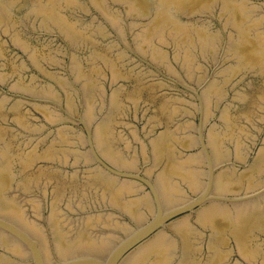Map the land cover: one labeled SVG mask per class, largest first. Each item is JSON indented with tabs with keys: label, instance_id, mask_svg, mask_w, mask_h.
I'll use <instances>...</instances> for the list:
<instances>
[{
	"label": "water",
	"instance_id": "95a60500",
	"mask_svg": "<svg viewBox=\"0 0 264 264\" xmlns=\"http://www.w3.org/2000/svg\"><path fill=\"white\" fill-rule=\"evenodd\" d=\"M0 264H264V0H0Z\"/></svg>",
	"mask_w": 264,
	"mask_h": 264
}]
</instances>
